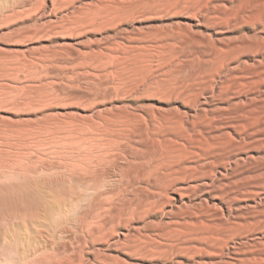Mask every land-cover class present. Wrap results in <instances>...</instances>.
Listing matches in <instances>:
<instances>
[{
  "label": "rangeland",
  "instance_id": "374dc122",
  "mask_svg": "<svg viewBox=\"0 0 264 264\" xmlns=\"http://www.w3.org/2000/svg\"><path fill=\"white\" fill-rule=\"evenodd\" d=\"M0 264H264V0H0Z\"/></svg>",
  "mask_w": 264,
  "mask_h": 264
},
{
  "label": "bare ground",
  "instance_id": "6f19581e",
  "mask_svg": "<svg viewBox=\"0 0 264 264\" xmlns=\"http://www.w3.org/2000/svg\"><path fill=\"white\" fill-rule=\"evenodd\" d=\"M75 184V183H74ZM14 186V185H13ZM72 190V189H71ZM18 191V190H17ZM2 193V192H1ZM71 194H73V193H71ZM82 195V194H81ZM79 198V197H78ZM24 203H25V201H24ZM44 208V207H43ZM59 212H61V211H59ZM62 213V212H61ZM60 213V214H61ZM56 216V215H55ZM57 217V216H56ZM32 219V218H31ZM9 260V259H8Z\"/></svg>",
  "mask_w": 264,
  "mask_h": 264
}]
</instances>
